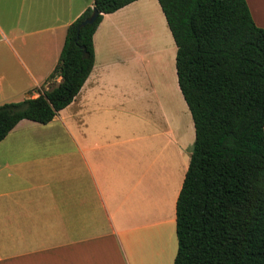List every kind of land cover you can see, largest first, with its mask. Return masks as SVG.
Masks as SVG:
<instances>
[{
    "label": "crops",
    "instance_id": "0c3cea01",
    "mask_svg": "<svg viewBox=\"0 0 264 264\" xmlns=\"http://www.w3.org/2000/svg\"><path fill=\"white\" fill-rule=\"evenodd\" d=\"M140 2L102 14L91 37L92 65L78 92L50 121L38 123L50 127L57 122L72 137L71 150L49 161H31L32 166L18 158L0 159V182L16 181L11 183L12 191L0 192V264H172L176 251L174 204L184 172L177 185L169 175L167 179L160 176L158 183L149 181L145 174L152 167H144L142 158L135 156L136 137L125 127H137L133 118L139 106L146 115L143 127H164L158 134L167 133L163 115L168 107L178 105L181 92L178 85H171L164 89L162 100L151 97L155 92L151 71L146 66L143 69V61H159L160 54L145 60L153 49L144 47L150 42L149 29L137 28L140 34L132 47V55L141 65L140 75L125 79L136 87L137 94L116 86V73L122 65L128 68V61H117L120 57L111 47L96 44L101 24H112ZM245 2L254 23L264 28V0ZM87 6L92 7V0H0V81L12 82L8 69L16 67L35 86L25 91L24 98L47 89L65 29ZM66 109L70 114L62 113ZM99 111L123 115L121 120L113 119L111 142L88 139L92 127L86 119ZM77 114V121L70 119ZM152 114L162 115L161 122L155 123ZM74 122L78 127H72ZM33 123L37 124L19 120L0 140L1 150L14 147L6 137ZM133 191L138 201L130 206Z\"/></svg>",
    "mask_w": 264,
    "mask_h": 264
},
{
    "label": "trees",
    "instance_id": "16d2710c",
    "mask_svg": "<svg viewBox=\"0 0 264 264\" xmlns=\"http://www.w3.org/2000/svg\"><path fill=\"white\" fill-rule=\"evenodd\" d=\"M135 0H92L65 29L36 96L0 104V140L21 119L47 123L78 92L92 65L102 14ZM175 45L178 88L194 139L174 204L172 264H264V28L245 0H156ZM31 95V94H30Z\"/></svg>",
    "mask_w": 264,
    "mask_h": 264
},
{
    "label": "rangeland",
    "instance_id": "374dc122",
    "mask_svg": "<svg viewBox=\"0 0 264 264\" xmlns=\"http://www.w3.org/2000/svg\"><path fill=\"white\" fill-rule=\"evenodd\" d=\"M126 11L127 12L119 15L112 24H101L97 33L96 44L100 46L99 48H101L102 45L106 48L111 47L112 51L120 57V59H116L117 61H128V68L126 67L125 69L122 65L120 67V73H116L118 76L115 79L116 86L119 90L127 88L128 91L137 94L136 87H134L131 82L126 83L125 79L127 77L131 80L135 76L140 75L141 65L135 55H132L134 52L132 47L135 48L136 39H138L136 35L139 33V30L137 28H141V31H148L147 29H149L151 34L150 42H147L144 47L145 50L148 47H153V49L150 51L146 50L149 56H147L145 60L158 54H160V59L159 61L157 59L155 61H153V59L151 62L147 61L149 63H144L143 61V69L146 66V71H151L150 79L155 90V92L151 94V97H158L160 98L159 100H162L164 89L166 87L167 89L168 87L170 88L171 85H177V83L174 70L175 46L161 10L156 0H142V2L131 6ZM33 55L36 56L37 59L42 58L34 53ZM157 65L161 67L160 70L156 69ZM8 72H11L8 79L11 81L13 80V83H8L6 79L0 81V104L8 101H19L24 98L26 90H33V88H35L31 81L22 75L16 67L8 69ZM58 78V76L51 78L46 87L49 88L55 85ZM41 88L43 89V85ZM118 92L119 91H117V94ZM97 102L98 104L102 103L101 101ZM104 102L109 103V101ZM136 103L139 104L140 100H137ZM150 103H153L152 99ZM69 109L71 110V108ZM143 110L144 109L139 106L134 110L135 116L132 118L137 127H125L136 137L134 143L136 150L135 156L142 158L144 167L149 164L151 165L152 168L145 174L149 177V181H156L155 183H158L157 180L160 176L162 179H167L169 175V179L177 185L188 163L193 144V126L190 114L181 97L180 101L178 100V105L173 108L168 107L166 114L163 115L168 126L166 127L167 133L159 135L158 133L165 129L164 127L142 126L145 118L144 116H146ZM151 111L153 112L152 109ZM62 113L68 115L70 111L66 109ZM95 113L97 112L93 114ZM122 117V114L116 115V113L112 111H99L96 115H89L86 119L87 126L92 127V130L88 132L89 141L111 142L110 138L113 133L111 124L113 119L117 118L121 120ZM152 117L155 123H160L162 120V115L156 116L152 114ZM154 117L156 119H154ZM71 118L73 121H77L78 114L77 116H70V119ZM146 118H148V116ZM32 125L34 126L19 128L18 131H14L5 138L7 141H13L15 144L12 145L14 147L6 149V151L0 148V159H4L5 157H10L12 159L18 158V161L29 162L25 164V166H32L30 165L31 161L41 158H47L49 161L50 158L55 156L62 157L63 154L65 155L67 151L71 150L72 147L70 143L73 139L63 127L58 126L57 122H54L50 127L41 126L38 123H33ZM72 127H78V125L74 122ZM70 129L72 133L76 135L71 126ZM122 135L123 134L120 133L121 137ZM20 141H33L35 143L45 142V144H17ZM48 142H53L54 144L49 145ZM13 182L16 181H1L0 192L12 191L14 188L11 186V183ZM131 194L133 195H131V197L129 196V202L131 201L130 206H133L138 201V197L134 191L131 192Z\"/></svg>",
    "mask_w": 264,
    "mask_h": 264
},
{
    "label": "water",
    "instance_id": "95a60500",
    "mask_svg": "<svg viewBox=\"0 0 264 264\" xmlns=\"http://www.w3.org/2000/svg\"><path fill=\"white\" fill-rule=\"evenodd\" d=\"M97 13H98L97 10H96L94 7H91V13H90L88 16H86L85 18H83V19L79 22L77 28H79L80 26H83V25H85V24H90V23H92V22L94 21L96 15H97Z\"/></svg>",
    "mask_w": 264,
    "mask_h": 264
}]
</instances>
